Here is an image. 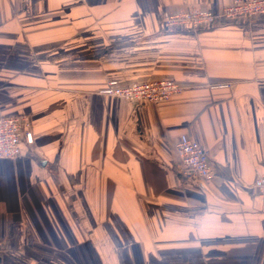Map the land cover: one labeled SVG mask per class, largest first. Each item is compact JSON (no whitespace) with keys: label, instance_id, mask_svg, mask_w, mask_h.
Instances as JSON below:
<instances>
[{"label":"crops","instance_id":"1","mask_svg":"<svg viewBox=\"0 0 264 264\" xmlns=\"http://www.w3.org/2000/svg\"><path fill=\"white\" fill-rule=\"evenodd\" d=\"M233 0H0V114L35 141L0 158V264H264V14L200 30L164 12ZM170 79L169 100L106 95ZM188 133L203 188L180 173Z\"/></svg>","mask_w":264,"mask_h":264},{"label":"built area","instance_id":"2","mask_svg":"<svg viewBox=\"0 0 264 264\" xmlns=\"http://www.w3.org/2000/svg\"><path fill=\"white\" fill-rule=\"evenodd\" d=\"M261 14H264V0H233L220 12L198 7L179 12L166 11L163 13L162 22L169 29L184 27L197 31L210 27L222 19L232 20ZM182 89L180 84L170 79L127 85L111 80L103 93L130 101L158 103L169 100ZM34 141L32 121L27 113L0 114V158H15L23 150V142L31 145ZM176 150L182 176L203 188L205 180L214 175L208 150L188 133L180 135ZM251 189L253 193L264 196V172L257 176Z\"/></svg>","mask_w":264,"mask_h":264},{"label":"trees","instance_id":"3","mask_svg":"<svg viewBox=\"0 0 264 264\" xmlns=\"http://www.w3.org/2000/svg\"><path fill=\"white\" fill-rule=\"evenodd\" d=\"M179 28H184V27H179ZM32 121V120H31ZM32 128H33V123H32ZM29 144H27L26 142H23V149L25 148V147H27Z\"/></svg>","mask_w":264,"mask_h":264},{"label":"rangeland","instance_id":"4","mask_svg":"<svg viewBox=\"0 0 264 264\" xmlns=\"http://www.w3.org/2000/svg\"><path fill=\"white\" fill-rule=\"evenodd\" d=\"M163 16V15H162ZM257 16V15H256ZM255 17V16H254ZM226 20H230V19H226Z\"/></svg>","mask_w":264,"mask_h":264}]
</instances>
